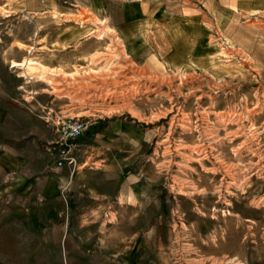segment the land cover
Listing matches in <instances>:
<instances>
[{"label":"rangeland","instance_id":"rangeland-1","mask_svg":"<svg viewBox=\"0 0 264 264\" xmlns=\"http://www.w3.org/2000/svg\"><path fill=\"white\" fill-rule=\"evenodd\" d=\"M241 1L0 0V153L29 159L13 174L0 167V264H264V9ZM139 3L172 17L165 41L150 33L172 68L123 52L110 24ZM199 16L215 55L184 68L201 48ZM66 116L85 123L81 138L119 120L147 135L139 160H124V175L140 177L137 204L90 199L83 230L72 214L62 231L59 200L21 195L19 176L56 163Z\"/></svg>","mask_w":264,"mask_h":264},{"label":"crops","instance_id":"crops-1","mask_svg":"<svg viewBox=\"0 0 264 264\" xmlns=\"http://www.w3.org/2000/svg\"><path fill=\"white\" fill-rule=\"evenodd\" d=\"M234 1L236 2V0ZM239 3L238 7L241 10L264 9V6L259 4H263L264 0H243ZM132 7L137 12L133 15H122L119 23L116 22L114 24L111 20H108L110 23L112 22L110 26L115 29L118 39L125 41L123 52L133 63L143 64L147 68H172V64L165 52H162L165 57L160 56V51H158V54L155 51L150 52L152 41L150 33L152 29L159 28L160 34L165 41L164 31L166 26H169L168 23L172 17L164 14V19H158L157 15H154L155 10L153 8L148 10V7L141 3ZM191 16L196 17L197 20V16L192 14ZM202 19L201 17L199 20L202 22ZM161 20L162 24L160 25ZM204 25L203 22L200 24L197 21V28H199L202 38V40L199 38V41L202 42L201 48L198 50L199 53L197 51L185 53L182 62L184 68L189 65L194 66L195 63L205 64L204 67H206L210 57L215 55L214 48L209 50L205 46L204 39L208 37V31L206 29L207 25H205L206 28ZM169 55L171 56V53ZM189 56H193V64L188 62L187 58ZM10 68L12 69L13 67ZM28 100L25 99L24 102L28 103ZM20 106L25 108L28 105L24 103ZM146 138L147 135L144 131L136 129L134 125L125 120H119L104 129L95 131L90 136L78 139L71 147L70 161L64 163L62 167L58 168L55 163L51 164L46 168V174L38 180L25 179L19 176L21 195L23 197H37L41 201L56 199L62 202L59 211H63L68 215V218H66L63 229L62 226L54 229L52 234L53 244L63 245L65 239H63L64 237L62 238V231L71 229L69 218L71 219L72 214L80 216L77 217L75 224L73 223L74 229L83 230L86 228L85 215L87 214V203L90 199L101 200L96 202L97 205L101 202L104 203V201L108 202L109 199H114L111 207H122L124 205L126 207H134L137 204V201H139L140 177L137 173L124 175L123 167L124 160H128L127 162L130 159L139 160L137 158H139L140 151L147 144ZM52 151L51 155L53 157L56 150ZM125 152H128V155L122 158ZM14 156L16 155H13L11 149L7 147H4L0 153V167L6 175L17 172L19 167L29 160L24 156ZM76 238L77 235L73 232L68 235L71 246L76 245ZM71 255L76 256L75 253H71ZM71 260L76 261L75 258Z\"/></svg>","mask_w":264,"mask_h":264},{"label":"built area","instance_id":"built-area-1","mask_svg":"<svg viewBox=\"0 0 264 264\" xmlns=\"http://www.w3.org/2000/svg\"><path fill=\"white\" fill-rule=\"evenodd\" d=\"M56 167L69 162L73 144L86 133L85 123L77 117H59L57 119Z\"/></svg>","mask_w":264,"mask_h":264},{"label":"bare ground","instance_id":"bare-ground-1","mask_svg":"<svg viewBox=\"0 0 264 264\" xmlns=\"http://www.w3.org/2000/svg\"><path fill=\"white\" fill-rule=\"evenodd\" d=\"M261 16V15H260ZM260 26V25H259ZM261 27V26H260ZM103 30H105L104 32H102V33H99L98 35H97V37H98V40H102L104 37H107V35H108V32H109V29L108 28H106V27H104L103 28ZM101 32V31H100ZM98 33V32H97ZM256 37H259V39H261V41L262 42H264V36H262L260 33H256ZM229 48H231V47H229ZM232 49V48H231ZM235 51V50H234ZM28 63V62H27ZM26 64V63H25ZM25 64H23V65H25ZM18 65L19 64H14V66L13 67H18ZM22 65V66H23ZM27 66H28V64H26ZM25 65V66H26ZM31 71V70H30ZM45 72V71H44ZM41 75V74H40Z\"/></svg>","mask_w":264,"mask_h":264}]
</instances>
